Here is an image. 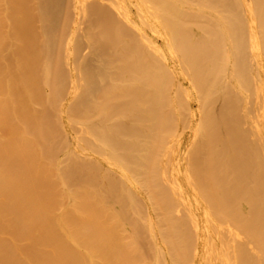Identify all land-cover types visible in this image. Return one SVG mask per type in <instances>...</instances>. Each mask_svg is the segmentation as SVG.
Returning a JSON list of instances; mask_svg holds the SVG:
<instances>
[{
  "label": "bare ground",
  "instance_id": "obj_1",
  "mask_svg": "<svg viewBox=\"0 0 264 264\" xmlns=\"http://www.w3.org/2000/svg\"><path fill=\"white\" fill-rule=\"evenodd\" d=\"M90 1L0 0V264H264L263 160L241 156L224 118L212 116L213 98L206 102L216 92L214 105L223 104L235 88L225 75L244 47L226 29L240 22L259 108L255 115L245 109L247 123L264 151V0H135L137 12L127 0H98L117 23L84 27L90 50L82 56L77 37ZM62 13L63 20L74 13L69 27ZM123 25L135 41L123 37ZM94 47L97 66L87 61ZM211 49L219 67L215 60L214 93L201 103L208 112L192 110L195 94L183 96L177 86L173 94L183 96L173 106L189 111L188 138L197 141L185 165V137L166 141L172 107L159 93L158 73H171L178 58L202 83L196 66ZM165 80L164 87L174 79ZM165 99L167 119L160 116ZM246 187L259 190L257 198Z\"/></svg>",
  "mask_w": 264,
  "mask_h": 264
},
{
  "label": "rangeland",
  "instance_id": "obj_2",
  "mask_svg": "<svg viewBox=\"0 0 264 264\" xmlns=\"http://www.w3.org/2000/svg\"><path fill=\"white\" fill-rule=\"evenodd\" d=\"M63 1V4L65 5V2L68 4V1H70V0H62ZM65 1V2H64ZM105 1V0H104ZM128 2H129V7H128V10H130L131 12H137L136 11V9H137V6L135 5V7H134V4H135V0H131V1H133L132 3H133V5H132V3L130 2V0H127ZM135 1V2H134ZM94 3V4H90V3ZM96 2H97V4H101V3H99L98 2V0H96ZM95 2V0H91L88 4H90V8H89V6H87V9H89L90 11L88 12V13H90V15L88 16V18H86V19H84L83 21V23L81 24V27H82V30H80L79 31V35L82 37H80L79 38V36L77 37L78 39V42L79 41H82V42H79L78 43V46H79V50H81L80 52H82L81 54H82V56L83 55H85L86 53H88L89 52V50L87 49H84L85 48V44H86V34H87V31H86V29L88 28V30H96V29H98L99 31H102L103 29V27L105 26V28L106 27H108V28H112L113 26H115V23H117L116 22V20H113V21H110V20H112V18H114V16L112 17L111 15H109L110 13H111V11L110 12H108L109 10L107 9L108 7H104V6H102V4L100 5V7L102 6V7H104V8H102V9H104L103 11H100V13L102 14V12H104L102 15L104 16V15H106L105 17H99V15H98V13H99V11H98V13L97 12H95L96 10H94L95 8H94V5L96 6V8L98 7V10H100L101 8L99 7V5L97 6V4H95L96 3ZM66 4V5H67ZM65 5V6H66ZM92 6H93V9H92ZM105 8L108 10H105ZM91 9L93 10V12H95V13H97V14H95V13H93L92 11H91ZM101 9V10H102ZM233 10V9H232ZM235 10V9H234ZM107 11V12H106ZM105 12L107 13V14H105ZM63 14L64 13H62L61 15H60V21H61V25H64L65 23V26L67 25V27H69V24L72 22V20H73V17L72 16H74V13L73 14H71L70 15V17H68L67 19L68 20H63V18H64V16H63ZM137 14V13H136ZM231 14L232 15H235V12H234V14H233V11H231ZM92 15V16H91ZM96 15H98L97 17H99V18H97L96 19ZM109 15V16H108ZM95 16V17H94ZM236 17H234V16H231L230 17V19H233L232 21L234 22V19L236 20L238 17H237V15H235ZM63 17V18H62ZM233 17V18H232ZM62 18V19H61ZM90 18V19H89ZM92 18H93V20H92ZM101 18H102V20H101ZM106 18H108L109 19V22H110V24H109V22H108V20L106 19ZM88 19H89V22H88ZM94 19H96V21L98 20V19H100V20H98L97 21V23L100 21V23H98V26H97V24H96V21H94ZM103 19H105V20H103ZM115 19V18H114ZM239 19V18H238ZM90 21L92 22V23H90ZM94 21V22H93ZM237 21V20H236ZM103 22L105 23V25L103 24ZM114 22V23H113ZM59 23V22H58ZM93 24L92 25V29L90 28V26L91 25H87V24ZM112 23H113V26H112ZM95 24V25H94ZM99 24H101L102 25V28H100L101 27V25H100V27H99ZM106 24L108 25V26H106ZM233 24H235V22L233 23ZM233 24H231V25H229V27H230V29L228 28V29H226V30H231L230 32L232 33V35L233 36H236L235 38H234V40L235 41H237V39H238V41H239V43L238 42H235L236 44H239V46L238 45H236L239 49H241L240 47H242V46H240V45H243V49H241L240 51H242L243 53L240 55V57L237 59V58H235V57H233L232 59H230V62H231V66L229 67V69L226 71L227 73H226V75H225V73H224V75H225V80H228L229 79V81L231 82V85H233V86H230V88L231 87H235V88H232V89H228L227 90V96H228V100H226L223 104H216V105H214L215 104V99L217 98L216 96H218V94L217 95H215L216 94V92H215V94H213L214 93V87L212 88V90H211V87L213 86L212 84H211V82H210V80H213V78H214V76L212 77V76H210V73L215 69V68H217V67H215V65H216V63L218 64V67H219V58H218V61L216 60V63H215V60H214V58H213V55H211L209 52H211L212 51V49L211 50H209L208 52H207V56H203L204 57V59L206 58V62H204L203 64H201V61H202V56L201 55H199L200 56V59H199V61L200 62H198V64H197V66H196V69L198 70V72H197V75H198V73L200 72V73H202L203 75H205V80H203L204 78L202 77V83H201V80H197V77L196 76H194V70L192 71V72H190V70H189V67L187 66V65H189V64H187V63H183L182 61H180V60H176V59H178V58H176L175 59V63L174 62H172V61H170L169 62V67H170V72L172 73V77L170 76L169 77V75L171 74V73H169V71H162V72H160V73H158V75H160L159 76V78H161V76L163 75V81L166 79V76H168L167 77V80L168 81H166V83H168L170 80L169 79H171V78H173L174 80H171L170 81V83H168L169 84V86H170V88H169V86H168V84H167V86L165 85V87L163 86V84H165L163 81L161 82L162 84H160L158 81H156V82H158V84H160L159 85V87L160 86H162L163 87V89H162V87H160V89L162 90L161 92H160V90H159V93H161V95H163L164 93H165V95L167 94V98H170V105H171V107H167V104H169V102H168V100L166 101V99L165 100H163V102H165V104H162L161 102H162V96L159 98V97H157V95H155V94H159L157 91L155 92V90H154V92H155V94H154V96L156 97V101H157V99L159 98L160 99V101L161 102H159V104L161 105V107H160V111L161 112H163V113H161L160 114V116H163L165 119H167V118H169L168 120H167V122H169V121H171V122H173L172 123V125H171V122H169L168 124V129L170 130H168L169 131V133L167 134V136H166V141H169L170 139L171 140H173V139H177V135H180L181 134V136L182 137H185V138H183L184 139V146H183V150H182V152H181V157L184 155V153H186V150L187 149H189V147H190V150H194V149H197L196 147V143H197V141L195 140V142H193V143H191L190 144V142H192V141H190L189 140V138H188V135L191 133V129L189 128V124H190V121H191V119H190V114H189V111H187V109H186V111L185 110H183L182 109V106H180V107H176V109H175V107L173 106V101L174 102H176L177 100H176V98H178V95L181 97V98H179V99H182L183 98V96H184V94L186 93V95L190 98V97H192V95L193 94H195V97H192V98H190L191 99V102L193 103V107H192V110H194V112H196L197 114H203L202 112H201V109L203 110V111H205V109H206V111L205 112H208L207 111V108L209 109V107L212 109V111H213V113H212V116H213V118H214V116L217 114L218 116H220V117H223L224 118V120H225V127L228 129V132L230 133V135L233 137L232 138V142H234V143H238L239 144V148H240V153H241V156L243 155V158L244 159H246V160H248L249 159V157H252V159H251V162H253V160H254V157L255 156H259V157H261V159L263 160V163H264V159H263V147L259 144V143H257L254 139H253V137H252V135H251V132H250V130H249V125H248V123H247V120L249 119V117H248V114L250 113V114H253V115H255V113H257V112H259V111H257V109L256 108H258V106H257V103H256V100H255V94H254V91H252V90H255V85H253L254 84V70H252V68H253V66H252V64H251V57H250V55L248 54V52H247V50L245 49V46L247 47V45H248V42H247V32H245L244 31V28L242 29V31H239V28L241 29L242 28V26L244 27V25H242V23L240 24V22H236V24L238 25V24H240L241 25V27L240 26H237L236 24V26L234 25L233 26ZM243 24H244V22H243ZM118 25V24H117ZM116 25V26H117ZM122 25V24H121ZM95 26V27H94ZM97 26V27H96ZM66 27V28H67ZM84 27H87L86 29L84 28ZM100 29H99V28ZM117 27H119V28H121L119 25L117 26ZM235 27V28H234ZM94 28H96V29H94ZM114 28V27H113ZM112 28V29H113ZM147 28V27H146ZM149 28H151V27H149ZM247 28V27H246ZM86 31V32H84V30ZM111 29V30H112ZM129 29V28H128ZM24 30H25V28L22 30L23 32H24ZM109 30V29H108ZM114 30V29H113ZM122 29H120V31H121ZM130 30V29H129ZM129 30H127L126 29V26H125V30H124V25H123V30L121 31V33H125L124 34V36H123V34H122V36L128 41V40H131L132 41V39L135 41V38H137V37H134L135 36V34H134V36H131L130 35V33H131V30L129 31ZM124 31V32H123ZM128 31H129V33H128ZM148 33H151V35H153L152 34V29H151V31L150 30H148V28H147V30H146ZM244 31V32H243ZM236 33V35H235V33ZM237 33H238V35H237ZM129 34V38H128V35ZM132 35H133V33H132ZM67 36V31L63 34V36H62V39H65V37ZM127 36V37H126ZM83 37H84V39H83ZM241 38V39H240ZM80 39V40H79ZM82 39V40H81ZM110 39V38H109ZM159 39V44H161V40H160V38H158ZM245 39V40H244ZM84 40V41H83ZM242 40L244 41V42H242ZM133 42V41H132ZM240 42H241V44H240ZM83 50H85V52L83 51ZM93 51L95 52V53H97V55L94 57V56H92V54H94L95 55V53H91L90 55H91V59L89 58V56H87L88 58H89V60L87 59V61H92V62H97V64H96V66L98 65V61H99V56H100V58H101V55L99 54V50H98V48L97 47H94L93 48ZM203 53V52H202ZM81 54H80V56H81ZM99 54V55H98ZM203 55V54H202ZM197 57V56H196ZM93 59V60H92ZM98 59V60H97ZM194 61H196L197 62V60H198V57L196 58V60H195V55H194ZM203 59V60H204ZM205 61V60H204ZM196 62L194 63V64H196ZM178 63V64H177ZM189 63V62H188ZM190 63H192L193 64V61H190ZM94 64V65H95ZM171 64V65H170ZM175 64V65H174ZM180 64H182V66L180 65ZM185 64V65H184ZM192 64H190V65H192ZM251 64V65H250ZM174 65V66H173ZM252 66V67H251ZM194 67H195V65H194ZM193 67V65H192V68H194ZM179 68V69H178ZM218 69V68H217ZM234 70V71H233ZM175 71H177L178 73H176ZM196 71V70H195ZM164 72V73H163ZM215 72V71H214ZM232 74H231V73ZM236 73V76H234V78L232 77V75L234 74V73ZM165 73H167V74H165ZM199 73V74H200ZM216 73V72H215ZM215 73H214V75H215ZM244 75H243V74ZM149 74H151V73H149ZM148 74V75H149ZM164 74H165V77H164ZM196 74V73H195ZM217 74V73H216ZM231 74V75H230ZM241 74L243 75V76H241ZM252 74V75H251ZM174 75H176V79H175V77H173ZM203 75H200V76H203ZM224 75H222L223 76V78H224ZM240 75V76H239ZM263 75V77H264V74H262ZM112 76H114V75H112ZM150 76V75H149ZM190 76H192V78L193 77H195L196 79V86H195V82L194 83H192V78H190ZM199 75H198V77H200ZM210 76V77H209ZM217 75H215V77H216ZM151 77H153V75L151 76ZM230 77H232L231 79H230ZM238 77H243V78H245L246 80H247V83L248 84H244V82H243V80H242V78H239L240 79V81L244 84V88H246L247 87V85L249 86V87H247V90H245V89H243V86H242V84H241V86H240V84L239 83H241V82H237V78ZM118 79H120V80H118L120 83L119 84H121V82H122V80H123V82H124V84H127V86L128 85H130V82H127L125 79H129V78H126V77H118ZM153 79H154V77H153ZM198 79H201V78H198ZM210 79V80H209ZM152 80V79H151ZM150 80V81H151ZM160 80V79H159ZM194 80V79H193ZM215 80V79H214ZM213 80V81H214ZM118 81H116L115 83H118ZM161 81V80H160ZM153 82V81H152ZM151 82V83H152ZM216 82V80L214 81V83ZM253 84H252V83ZM171 83L173 84L172 86L173 87H171ZM213 83V84H214ZM236 83V84H235ZM251 83V84H250ZM118 84V85H119ZM132 84V83H131ZM157 84V83H156ZM157 84V85H158ZM216 85H217V83H216ZM254 87V88H252V86ZM154 86V85H153ZM176 86L177 87H180V88H182L181 90L183 91V96L182 95H180V94H177V96L176 95H173L174 94V91L175 90H177V89H179V88H177L176 89ZM215 86V85H214ZM217 86H215V88H216ZM165 88V89H164ZM241 88V89H240ZM157 89H159L158 87H157ZM171 89V90H170ZM208 89H210V90H208ZM164 90V91H163ZM169 90H170V93H169ZM217 90V89H216ZM240 90V91H239ZM166 91V92H165ZM164 92V93H163ZM177 93H178V91H177ZM193 93V94H192ZM213 94V95H212ZM208 95H212V96H209L208 97V99H206L207 97L206 96H208ZM164 96V95H163ZM168 96H170V97H168ZM214 96H215V99H214ZM175 97V98H174ZM211 97V98H210ZM213 98V99H212ZM203 99L205 100L206 99V102L208 103L209 101H210V99H212V101H211V103L213 104V106H212V104L209 102L207 105H210L209 107L207 106V107H204L205 106V104L204 105H201V103L203 104ZM209 100V101H208ZM183 101V100H182ZM168 102V103H167ZM205 102V101H204ZM214 102V103H213ZM167 103V104H166ZM181 103H184V101L183 102H181ZM256 103V104H255ZM198 104H199V106H198ZM164 105L166 106V107H164ZM169 105V106H170ZM185 105V104H184ZM232 105V106H231ZM249 105V107H246V106H248ZM201 106V107H200ZM212 106V107H211ZM174 107V108H173ZM200 107V108H199ZM161 108L162 109H164V108H166L165 110H161ZM170 108H171V110H170ZM182 109V111H180V113H182L183 111H185V112H183L182 114H180L179 113V110L178 109ZM198 108H199V110H200V112H199V110H198ZM248 108V110L250 111H248V110H245V109H247ZM170 110V113L168 112V115H169V117H168V115L166 114V112H167V110ZM168 110V111H169ZM176 112H175V111ZM258 110H259V108H258ZM174 111V112H173ZM246 111H247V113H246ZM173 112V113H172ZM204 112V113H205ZM254 112V113H253ZM163 114V115H162ZM171 114V115H170ZM250 114H249V116H250ZM167 115V116H166ZM206 115V114H205ZM247 115V116H246ZM177 116V117H176ZM246 117V118H245ZM171 119V120H170ZM175 119V120H174ZM206 120H207V118H205L204 119V121L203 122H206ZM171 125V126H170ZM171 128H170V127ZM179 132H181V133H179ZM179 133V134H178ZM175 136V137H174ZM180 136V137H181ZM179 137V136H178ZM187 140V141H186ZM188 144V146H186L187 144ZM193 146H194V149H192L193 148ZM161 153L162 152H164L165 151V145H162V148H161ZM187 152H188V150H187ZM189 152H193V151H189ZM189 152L187 153V154H189ZM197 152L195 151L194 152V154L192 155V157H190V156H188V157H190V158H195L196 160L198 159V157L199 156H197V154H196ZM200 154V153H199ZM190 155V154H189ZM245 155V156H244ZM184 156H186V155H184ZM183 156V157H184ZM254 156V157H253ZM180 157V158H181ZM185 158L186 157H184V159H182L181 158V162L182 161H184L183 163H185V165H186V161H185ZM260 159V160H261ZM194 160V159H193ZM245 160V162H247ZM255 161V160H254ZM241 163H240V170H243V168H246V166H248V164L246 165L245 164V162H243L242 160L240 161ZM248 163V162H247ZM262 163V165H260V166H263L264 167V164ZM250 165H253V164H250ZM241 167H243V168H241ZM262 167V168H263ZM247 168H249V167H247ZM262 169H260V171H261ZM263 170H264V168H263ZM245 173H242L244 176H247V177H251V173H247V170L245 169ZM263 173H264V171H262ZM262 172H258V177L261 179L262 178ZM245 181H250V180H248V179H244ZM264 180V179H263ZM263 182V181H262ZM251 187H246L245 188V191H249V189H250ZM251 190H252V192H253V194H252V196H254L255 198H257V196H255L258 192H259V190H257V189H252L251 188ZM263 191H264V189H263ZM243 199H246V198H244V197H242ZM257 201L259 202V204H262L263 202H264V195L263 196H260L259 195V197H258V199H257ZM175 206L178 208V207H181V206H179V204L177 203V202H175ZM198 214H200V213H198ZM223 223H222V227L224 226V223H226L225 222V220L223 219ZM193 235V234H192ZM221 235H222V237H223V239L224 240H227V238L228 237H230L231 238V236H227V234L225 233V232H223V233H221ZM239 236L241 237L242 235L241 234H239ZM194 244V243H193ZM192 249V250H191ZM190 250V255H189V257H190V260H192V258H193V255H194V252H193V247L191 248ZM228 252H232V251H228ZM254 263H255V261H254Z\"/></svg>",
  "mask_w": 264,
  "mask_h": 264
}]
</instances>
